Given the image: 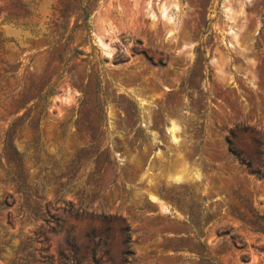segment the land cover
I'll list each match as a JSON object with an SVG mask.
<instances>
[{
    "label": "rangeland",
    "instance_id": "rangeland-1",
    "mask_svg": "<svg viewBox=\"0 0 264 264\" xmlns=\"http://www.w3.org/2000/svg\"><path fill=\"white\" fill-rule=\"evenodd\" d=\"M0 264H264V0H0Z\"/></svg>",
    "mask_w": 264,
    "mask_h": 264
},
{
    "label": "trees",
    "instance_id": "trees-1",
    "mask_svg": "<svg viewBox=\"0 0 264 264\" xmlns=\"http://www.w3.org/2000/svg\"><path fill=\"white\" fill-rule=\"evenodd\" d=\"M88 13H87V10H86V7L83 8V11H82V15H81V18H82V23H83V26L88 28L89 27V23H88ZM31 213L34 212V210H29Z\"/></svg>",
    "mask_w": 264,
    "mask_h": 264
}]
</instances>
